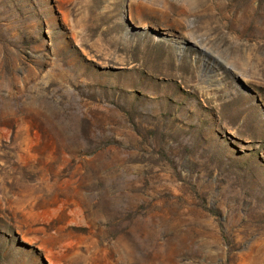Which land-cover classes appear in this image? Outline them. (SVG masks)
<instances>
[{
	"label": "rangeland",
	"instance_id": "rangeland-1",
	"mask_svg": "<svg viewBox=\"0 0 264 264\" xmlns=\"http://www.w3.org/2000/svg\"><path fill=\"white\" fill-rule=\"evenodd\" d=\"M0 264H264V0H0Z\"/></svg>",
	"mask_w": 264,
	"mask_h": 264
}]
</instances>
